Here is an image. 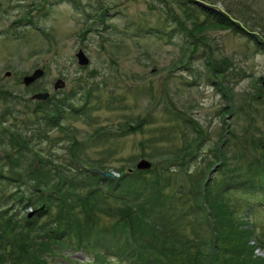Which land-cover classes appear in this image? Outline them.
Here are the masks:
<instances>
[{"label":"rangeland","instance_id":"1","mask_svg":"<svg viewBox=\"0 0 264 264\" xmlns=\"http://www.w3.org/2000/svg\"><path fill=\"white\" fill-rule=\"evenodd\" d=\"M196 1L235 19L252 35L230 24L209 23L216 18ZM257 19L264 22V0H0V116L8 114L0 132L21 126L30 134L24 123L33 122L29 129L48 132L43 148L49 150L44 153L53 151L61 164L79 154L108 171L121 170L118 176L124 179L102 185L106 191L130 198L134 189L141 194V188L143 198L157 196L152 200L161 202V215L168 208L176 211V220L195 210L189 217L192 227L180 222L172 228L182 244L193 245L185 251L187 257L170 263L162 258L163 264H186L199 252L207 259L219 243L205 203L208 195L214 202L219 198L221 204L229 203L238 213L235 220L247 223L264 242V44H257L264 42V26L253 24ZM183 26L188 33L181 31ZM80 50L90 59L88 66L79 65ZM220 65L225 72L216 70ZM37 69L45 75L25 86L24 77ZM57 80L66 83L64 89L55 90ZM44 92L51 101L31 99ZM59 102L68 109L60 125L34 122L39 105L43 110ZM218 149L219 167H207L206 162L215 163ZM2 152L0 148V156ZM23 155L27 163L30 155ZM143 158L152 169L138 182L131 174ZM3 171L14 175L10 165ZM67 171L79 182L84 178ZM158 180L164 181L161 191H156ZM235 180L247 188L224 193ZM2 181L0 200L15 190ZM185 195L191 198L189 206H181ZM107 206L124 205L116 197L101 204ZM81 211L78 218L84 221ZM99 216L92 215L101 232L89 249L57 247L50 262L134 264L136 245L124 244L130 234ZM49 219L42 216L37 223ZM168 232L145 236L150 242H139L138 253L160 264L158 246L172 248ZM115 233L120 240L113 239ZM67 243L76 246L74 239ZM257 252L264 256V250Z\"/></svg>","mask_w":264,"mask_h":264},{"label":"trees","instance_id":"2","mask_svg":"<svg viewBox=\"0 0 264 264\" xmlns=\"http://www.w3.org/2000/svg\"><path fill=\"white\" fill-rule=\"evenodd\" d=\"M203 10L206 14L214 16L217 20L209 23L215 25L230 24L234 28H237L223 12ZM177 17L172 16L175 28L180 29L181 26L178 24L179 20ZM192 23L196 24L195 21H191ZM253 24L260 25L261 27L262 25L264 26V22L259 19ZM185 30L188 33L187 28L184 29L183 26L181 31L185 32ZM240 30L244 32V30ZM253 38L257 39L254 36ZM257 44H264V42L257 40ZM188 50L192 52V49L189 48ZM216 70L226 71L222 65L217 66ZM0 96L2 97L3 95ZM49 100L51 101V99ZM38 107L34 111V122L46 123L47 127L52 128L60 125L67 109L60 102L56 103L55 106L51 105L43 110H40V105ZM227 111L230 112L229 109ZM30 113H33V111ZM7 115L0 116V126L5 121ZM32 123H24L30 134L25 132L24 129H20L22 128L21 126L20 128L8 127L9 129H7L10 131L4 130L2 133L0 132V148L3 150L0 156V181L8 180L15 186V190L10 195L0 200V264H52L50 260H52V256L57 255V247L72 250L78 248L83 250L84 247L89 249L92 242L96 239L95 234L98 236L101 232L97 230L96 226L99 219L97 218L94 221L92 219L94 215L99 216V214L111 219V222H113L118 230L125 234L126 232L130 234V240L125 239L124 244L129 247L136 245L134 251L132 250L137 255L136 257L133 256L134 264H155V262L146 261L142 251L141 254L138 251L139 248L142 249L141 246H145L150 242L146 240L145 236L149 238V235L159 237L156 232H160L161 236H163L164 233L169 231V240L172 242L171 249L169 245L161 248L158 246L159 255L157 259H159L160 264H163L161 263L162 258L170 263L174 259L177 260L184 255L187 257L185 251L193 245L189 242L182 244L181 241L183 240L178 239L174 235L175 230L173 229H176V227L173 226L181 222L179 225L188 224L192 227L193 222L189 217L195 213V210L187 211L185 214L186 219L182 220L181 218V220H176V213H174L176 211L165 207L167 211L161 215L159 213L161 202L152 200L157 196L143 198L141 196L143 189L141 188H139L141 194L134 189L133 192L136 194L134 193L130 198L120 197L118 194L116 196V193L106 191L102 185L119 182L124 178L118 176L120 179L117 181L118 177L106 178L84 168L81 164H85L91 168H98L101 171L110 170L98 164H91L88 160L80 157L79 154L76 156V154L72 153L75 156L74 160L70 158L68 159L70 162L61 164L58 160L59 157L57 159L56 155L52 153L53 151H48L47 154L44 153L49 150L43 148V143L50 140L48 132L40 128H35L36 130L29 129L28 127ZM74 142H77V140H74ZM253 143H256V141L254 140ZM199 147L200 145L196 148ZM75 149H72L74 153L76 152ZM221 152L222 149L216 150L214 156L215 163L206 162V166L212 168L216 165L219 167L217 163L220 161L218 157ZM23 153L30 155L27 163L22 162L23 158L21 157L24 156ZM44 154L47 155V158H44ZM259 160L260 158H258V162ZM7 165H10V169L14 175L8 177L3 174V169ZM72 166H75L76 169H73ZM156 169L157 166L153 172H156ZM67 170L78 171V175L84 178L80 179L81 182H79L75 179L76 176L68 177L69 174L65 173L68 172ZM135 171L131 174L132 176H136L134 180L140 179L142 173L147 172L137 169ZM116 172L119 175L122 173L121 170H117ZM9 174L11 175V173ZM136 181L139 182V180ZM158 181L156 191H161V188L164 186L162 182L164 181ZM233 182L234 186H230L228 190L223 191L224 193L229 191L238 193L247 188L241 181L235 180ZM80 189L87 191L81 194L79 193ZM180 193L184 194L182 191ZM219 195L221 200L224 201V194ZM262 195L264 197V193ZM116 197L123 201L124 206L122 208H112L111 206L101 208V204L106 199ZM165 199H167V196ZM189 201H191L190 196L185 195L181 206H189ZM205 203L209 209L208 214L211 216V225L216 232L215 239L219 243L210 251L207 259L201 256L202 253L199 252L186 264H264V256H260L257 252L258 250H264V242L255 236V233L247 223L241 219L235 220L233 215L237 211L231 209L229 203L221 204L219 198L215 202L212 201L210 195L205 199ZM124 208L126 209L123 210ZM78 209H81L82 215L87 217L84 221L78 218ZM31 210L34 212L32 217H30ZM42 216H48L50 219L44 225H39L37 222ZM145 219H148L147 222L149 224L145 222ZM199 224L202 226L203 222H199ZM145 225H150L148 229L151 231L147 230ZM91 233L94 236L92 239L90 237ZM118 237L119 235L115 233L113 239L117 238L116 240H120ZM70 239L75 240L76 246L67 243V240ZM176 241L180 242L176 243ZM139 242L142 243L141 246H138ZM200 247L202 248L201 245Z\"/></svg>","mask_w":264,"mask_h":264},{"label":"water","instance_id":"3","mask_svg":"<svg viewBox=\"0 0 264 264\" xmlns=\"http://www.w3.org/2000/svg\"><path fill=\"white\" fill-rule=\"evenodd\" d=\"M196 4L198 6H200L201 8L205 9V10H212L214 12H220V10H217L213 7H210L209 5L205 4L204 2H201V1H196ZM231 21L234 23V24H238V28H241L243 30H245L243 28V26L241 24H239L235 19L233 18H230ZM246 33H248L249 35H252L251 32L245 30ZM77 56V59H78V63L80 66H88L89 63H90V59L88 58V56L85 54V52L83 50H80L79 53L76 55ZM10 72L7 73V76H10ZM45 75V72L44 70L42 69H37L36 71H34V73L30 76H26L24 77L23 79V83L25 86H31L33 85L34 83H36L38 80H40L43 76ZM65 82L63 80H58L54 86L55 90H59V89H62L65 87ZM50 98V94L48 92H44V93H37V94H34L31 99L32 100H39V101H46ZM0 104H1V100H0ZM83 165V164H82ZM86 169H89L91 170L92 172L94 173H97V174H100L102 175L103 177H111V178H115V174L111 173V172H103L101 170H98V169H90L88 168L87 166L83 165ZM137 168L139 170H150L152 168V163L150 161H148L147 159H142L138 165H137Z\"/></svg>","mask_w":264,"mask_h":264}]
</instances>
